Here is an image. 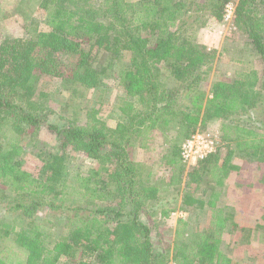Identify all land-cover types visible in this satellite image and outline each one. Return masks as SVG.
Segmentation results:
<instances>
[{
  "label": "trees",
  "instance_id": "trees-1",
  "mask_svg": "<svg viewBox=\"0 0 264 264\" xmlns=\"http://www.w3.org/2000/svg\"><path fill=\"white\" fill-rule=\"evenodd\" d=\"M229 1L107 0L96 5L41 0L43 21L28 18L19 33L0 39V215L18 221L11 230L13 243L26 253L25 261L17 263L0 252V264H245L221 249L228 217L216 204L220 191L209 195V229L179 234L174 253L156 246L157 226L171 210L132 153L134 148L149 152L143 140L149 134L164 136L162 168L178 171L187 204L200 200L193 196L207 179L225 186L237 170L232 163L237 150L264 154V76L250 71L217 81L209 96L201 89L214 55L194 35L210 19L220 22ZM235 22L264 62V0H238ZM169 68L173 86L163 83ZM110 77L118 80L125 99L140 96L143 103L136 112L126 100L120 112L128 121L115 128L96 115L92 126L52 123L35 85L53 78L104 90ZM245 114L259 126H241L236 118ZM213 120L225 121L224 140L238 148L226 154L218 148L186 169L182 142L198 132L200 121ZM174 122L177 136L167 139V126ZM42 132L55 136L56 144L39 148L41 166L30 172L22 141L29 136L41 144ZM71 152L92 160L94 168L72 180L78 199L67 204L68 190L75 188L65 172ZM44 216L56 221L48 224L54 233L43 228Z\"/></svg>",
  "mask_w": 264,
  "mask_h": 264
},
{
  "label": "rangeland",
  "instance_id": "rangeland-1",
  "mask_svg": "<svg viewBox=\"0 0 264 264\" xmlns=\"http://www.w3.org/2000/svg\"><path fill=\"white\" fill-rule=\"evenodd\" d=\"M106 1L90 0L96 5L105 4ZM136 1L138 0H127L128 3ZM187 1L200 2L203 0ZM40 5L41 0H0V39L8 34L19 33L20 26L28 18L43 21L45 13ZM126 12L132 19L133 15L129 8ZM194 36L200 44L206 46L208 52L214 55L209 76L201 86L207 96L210 94L212 84L217 81H229L243 72L250 71H257L260 77L264 76V62L236 22H225L224 17L220 22L210 19L209 23L197 30ZM127 59L128 56L124 58L122 64L115 67V74L119 72L121 66L123 67L128 62ZM167 73L163 83L173 86V80L170 77L172 68H169ZM106 83L107 87L104 90L72 86L53 78L39 79L35 85L40 102L52 113V123L63 126L67 121H72L80 125L92 126L95 123L94 115H96L100 123L115 128L119 122L128 121L120 112V108L126 106V100L134 103V110L137 112L142 110V97L125 99L124 91L115 77H110ZM236 119L243 127L254 129L259 126V123L248 114ZM224 125L225 121L222 120L200 121L198 132L210 131L218 136L219 142L216 150L221 148L226 154L238 147L234 141L224 140ZM177 131L175 122L167 126L165 132L167 139L176 137ZM244 137L249 136L244 135ZM143 140H148L149 152L145 155L140 149L134 148L133 156L141 164L145 178H149L152 184L159 185L161 198L166 199L164 205L171 210L169 218L162 219L157 226L155 245L174 253L179 234L187 237L193 231L209 229L212 211L208 205L209 195L213 191H220L222 195L216 204L225 210V215L228 217L221 249L235 262L264 264V154L237 150V155L232 161L237 166V170L231 172L226 179L225 186L215 187V180L207 179L193 196V199L200 197L198 198L200 200L190 201L187 204L182 196L181 179H176L175 176L178 171L173 173L170 168H162L160 153L167 146V140L159 132L149 134ZM37 141L43 145L33 143L35 140L29 136H25L22 141L29 154L26 156V169L30 172H33L38 164L41 166L37 158L39 148L44 145L50 149L54 148L56 137L42 132ZM71 157L65 167L69 186L72 185V180L77 175L87 174L94 168L92 160L77 152H71ZM185 168L190 167L186 165ZM102 174L105 179H109L106 172ZM72 186L75 188L68 190L69 194L65 199L67 204L78 199L72 194L77 189L76 185ZM42 219L45 221L43 228L54 233L55 227L52 229L49 225L56 224V221L47 222L52 219L50 216H44ZM153 219H158V217L154 215ZM180 220L185 221L187 225L179 223ZM17 223L15 218L0 215V252L4 251L6 257L19 263L25 261L26 253L13 243L14 233L11 230Z\"/></svg>",
  "mask_w": 264,
  "mask_h": 264
},
{
  "label": "built area",
  "instance_id": "built-area-1",
  "mask_svg": "<svg viewBox=\"0 0 264 264\" xmlns=\"http://www.w3.org/2000/svg\"><path fill=\"white\" fill-rule=\"evenodd\" d=\"M238 0H230L224 9V21L235 22V12ZM218 136L209 132H197L186 139L181 145V159L189 167L196 166L211 154L216 152Z\"/></svg>",
  "mask_w": 264,
  "mask_h": 264
}]
</instances>
